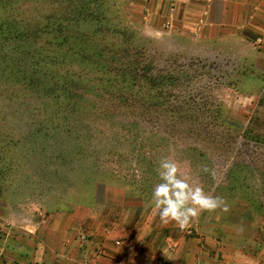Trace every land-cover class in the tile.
Masks as SVG:
<instances>
[{
	"label": "rangeland",
	"instance_id": "1",
	"mask_svg": "<svg viewBox=\"0 0 264 264\" xmlns=\"http://www.w3.org/2000/svg\"><path fill=\"white\" fill-rule=\"evenodd\" d=\"M207 2L0 0V264H264V55ZM162 158L227 211L163 224Z\"/></svg>",
	"mask_w": 264,
	"mask_h": 264
},
{
	"label": "crops",
	"instance_id": "2",
	"mask_svg": "<svg viewBox=\"0 0 264 264\" xmlns=\"http://www.w3.org/2000/svg\"><path fill=\"white\" fill-rule=\"evenodd\" d=\"M206 6L210 7L203 13L188 14L190 19L193 16V22L177 24L175 29L185 33L194 31L204 42L226 37L248 43L256 41L264 55V0H208Z\"/></svg>",
	"mask_w": 264,
	"mask_h": 264
},
{
	"label": "clouds",
	"instance_id": "3",
	"mask_svg": "<svg viewBox=\"0 0 264 264\" xmlns=\"http://www.w3.org/2000/svg\"><path fill=\"white\" fill-rule=\"evenodd\" d=\"M177 162L162 158L158 163L157 183L151 193V203L158 210L163 224L174 221L181 230L187 228L200 211H214L227 205L219 197L206 195L203 189L189 183V177L178 174Z\"/></svg>",
	"mask_w": 264,
	"mask_h": 264
}]
</instances>
